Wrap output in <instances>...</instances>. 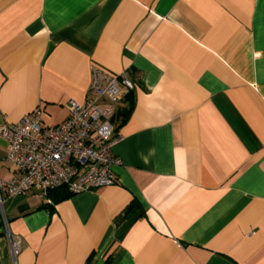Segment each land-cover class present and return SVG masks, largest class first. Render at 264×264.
<instances>
[{
	"label": "crops",
	"instance_id": "1",
	"mask_svg": "<svg viewBox=\"0 0 264 264\" xmlns=\"http://www.w3.org/2000/svg\"><path fill=\"white\" fill-rule=\"evenodd\" d=\"M92 66L134 84L116 182L2 195L0 264H264V0H0V124H58Z\"/></svg>",
	"mask_w": 264,
	"mask_h": 264
},
{
	"label": "built area",
	"instance_id": "2",
	"mask_svg": "<svg viewBox=\"0 0 264 264\" xmlns=\"http://www.w3.org/2000/svg\"><path fill=\"white\" fill-rule=\"evenodd\" d=\"M133 88L126 75L112 76L92 66L86 100H68L67 116L58 124L43 125L39 107L15 123L0 124L6 160L16 170L14 177L0 180V209L2 195L12 197L29 189L41 196L63 186L76 194L114 184L112 167L119 159L112 152L116 139L113 118L123 89ZM0 222L15 260L21 238L9 232L4 215Z\"/></svg>",
	"mask_w": 264,
	"mask_h": 264
},
{
	"label": "trees",
	"instance_id": "3",
	"mask_svg": "<svg viewBox=\"0 0 264 264\" xmlns=\"http://www.w3.org/2000/svg\"><path fill=\"white\" fill-rule=\"evenodd\" d=\"M128 102H129L128 107L119 112V116H120V120H119V123L120 124L119 125H121V123L125 121V119L128 117V115L130 113L131 106H132V103H133V96H129L128 97ZM52 190H53V193H51V194L54 195L55 199H61V198H65V197H68V196L72 195V193L69 192L67 190V188H65L63 186L62 187L54 188ZM135 206H136L135 204L134 205L132 204V205L128 206L126 208L124 214L126 216L129 215L133 211V209L135 208ZM1 225L2 224L0 222V226Z\"/></svg>",
	"mask_w": 264,
	"mask_h": 264
}]
</instances>
